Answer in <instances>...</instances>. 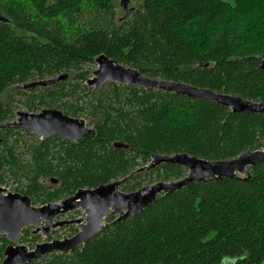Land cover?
Listing matches in <instances>:
<instances>
[{
  "label": "trees",
  "instance_id": "trees-1",
  "mask_svg": "<svg viewBox=\"0 0 264 264\" xmlns=\"http://www.w3.org/2000/svg\"><path fill=\"white\" fill-rule=\"evenodd\" d=\"M119 1L0 0V16L8 19L0 22V95H7L0 99V124L22 104L30 112L86 116L95 130L80 145L31 135L26 162L16 153L22 133L0 130V182L6 173L23 176L28 184L19 194L32 204L119 180L120 190L131 193L150 174L181 179L185 171L177 165L137 171L155 154L225 161L263 148L264 115L115 83L94 92L86 82L104 54L151 79L264 102V0H136L126 20ZM63 73L67 80L54 86L18 88ZM249 172L247 180H207L158 196L125 221L109 217L76 251L29 264H264V162ZM49 177L59 185L52 191L40 182ZM38 239L23 230L22 244ZM9 244L0 234V263Z\"/></svg>",
  "mask_w": 264,
  "mask_h": 264
},
{
  "label": "water",
  "instance_id": "water-1",
  "mask_svg": "<svg viewBox=\"0 0 264 264\" xmlns=\"http://www.w3.org/2000/svg\"><path fill=\"white\" fill-rule=\"evenodd\" d=\"M131 0H120L118 3L123 13L121 20L130 18L136 11ZM1 23L8 19L0 16ZM96 70L86 82L94 92L106 83H115L127 87L145 90H158L192 100L212 102L228 109L232 114L264 115V102H253L236 95L217 93L208 89L197 88L185 83L151 79L137 69L127 67L118 61L101 54L95 59ZM260 69L264 70V55L261 57ZM68 74L57 77L22 83L19 89L34 90L54 86L65 81ZM16 119L0 124V130L13 127L25 133H32L48 140L58 138L74 145L95 137L94 128H89L80 118H73L57 109H43L38 113L17 111ZM115 148H127L120 142L113 144ZM264 147V142H263ZM264 162V149L245 151L236 158L225 161H208L192 154H172L151 156L150 162L137 171L152 170L162 164L183 167L187 171L181 179L168 182L159 181L144 186L131 193H123L120 187L124 180L113 181L94 189H79L74 194L60 201L35 207L28 196L19 193L5 194L0 188V234L6 236L10 243L0 264H29L51 254H69L99 235L107 226L109 216H117L116 222L136 216L152 207L158 196H168L193 184L207 180L243 179L250 177L249 168ZM56 183V179H51ZM83 210L84 219L57 220V218L76 210ZM72 224L79 225L78 232L61 240H50L38 243L30 249L21 243L24 229L35 227L33 235L40 233L48 238L53 230Z\"/></svg>",
  "mask_w": 264,
  "mask_h": 264
},
{
  "label": "rangeland",
  "instance_id": "rangeland-1",
  "mask_svg": "<svg viewBox=\"0 0 264 264\" xmlns=\"http://www.w3.org/2000/svg\"><path fill=\"white\" fill-rule=\"evenodd\" d=\"M131 5L134 7L135 6L137 7L138 2H136V0H131ZM117 11H118L119 17H121L122 12L120 11V9H118ZM96 68H97V65L94 64L91 67V71L96 70ZM90 76H92V75H90ZM82 96L83 95L80 93L77 97H82ZM0 99L3 101H6L7 95H0ZM83 101H84V98H83ZM17 111L29 112V113H38V112L28 111L22 104H18V108L16 109V112ZM79 118L83 119L89 128H93L90 125V122H89L90 120H88L86 118V116L79 117ZM13 119H16V116ZM19 131L22 133V135H21L22 137H21V139H19V143L16 146V153H17V156L19 157V159L21 161L26 162V160L29 159V156L26 154V150L28 149V146H30L32 143L35 142V139L31 137V135H34V134L25 133L21 130H19ZM34 136H36V135H34ZM36 137H38V136H36ZM38 138H39L38 140H41L40 137H38ZM11 140L13 141V138H11ZM262 149H264V147ZM183 170L185 172H184L183 176H181V178L184 177L185 175H187V171L184 168H183ZM50 179L51 178L49 177V178L40 180L41 184H43V186L46 187L48 189V191H52L53 188L59 187L57 182L52 183ZM172 180H175V179H172ZM172 180H169V181H172ZM159 181H163V180L157 179L156 174L146 175L141 180V187L151 185V184H154V183L159 182ZM27 184H28V181L25 180V178L23 176L18 175L17 177H14L12 174L6 173L4 178H3V182H0V188H2L4 190L5 194L20 193V190H22ZM33 205L35 207H41L42 206L41 203H35ZM84 218H85V214L83 213V210L79 209V210H76L74 212L62 215L61 217L57 218V220H67L68 221V220H79V219H84ZM30 228L32 229V231L35 229V227H30ZM78 230H79V225H77V224H72L69 226H63L61 228H56L55 230H53L48 238H44L40 233H38V234H36V236H38L39 239L36 242H34L33 244H29V243H23V244L31 246L30 247V249H31V248H34V245L38 244V243H42V242H46V241H50V240H61L64 238H70Z\"/></svg>",
  "mask_w": 264,
  "mask_h": 264
},
{
  "label": "flooded vegetation",
  "instance_id": "flooded-vegetation-1",
  "mask_svg": "<svg viewBox=\"0 0 264 264\" xmlns=\"http://www.w3.org/2000/svg\"><path fill=\"white\" fill-rule=\"evenodd\" d=\"M131 6H132V5H130V7H131ZM122 15H123V13H121V16H122ZM109 217H115V216H109ZM109 217H108V218H109ZM108 218H107V219H108ZM107 219L105 220L106 222H107ZM115 220H116V217H115ZM77 232H78V231H76V233H77Z\"/></svg>",
  "mask_w": 264,
  "mask_h": 264
},
{
  "label": "bare ground",
  "instance_id": "bare-ground-1",
  "mask_svg": "<svg viewBox=\"0 0 264 264\" xmlns=\"http://www.w3.org/2000/svg\"><path fill=\"white\" fill-rule=\"evenodd\" d=\"M116 217V219H117V216H115ZM114 222H116V220L114 221ZM109 225V224H108Z\"/></svg>",
  "mask_w": 264,
  "mask_h": 264
}]
</instances>
